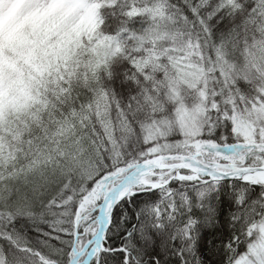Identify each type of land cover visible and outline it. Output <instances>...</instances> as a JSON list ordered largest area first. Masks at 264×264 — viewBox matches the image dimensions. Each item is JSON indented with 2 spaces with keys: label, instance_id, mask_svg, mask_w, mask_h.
I'll return each mask as SVG.
<instances>
[{
  "label": "snow or ice",
  "instance_id": "obj_1",
  "mask_svg": "<svg viewBox=\"0 0 264 264\" xmlns=\"http://www.w3.org/2000/svg\"><path fill=\"white\" fill-rule=\"evenodd\" d=\"M209 261L264 264V3L0 0V264Z\"/></svg>",
  "mask_w": 264,
  "mask_h": 264
},
{
  "label": "trees",
  "instance_id": "obj_2",
  "mask_svg": "<svg viewBox=\"0 0 264 264\" xmlns=\"http://www.w3.org/2000/svg\"><path fill=\"white\" fill-rule=\"evenodd\" d=\"M257 3L258 4L264 3V0H257ZM255 55L259 56L261 55V53L258 51ZM11 113H12V109L9 108V114L11 115ZM215 236H216V233H210L208 236L205 237L204 243H205L206 248L210 246V242L212 239L215 238ZM212 259H217V257L212 256ZM208 264H211V261H209Z\"/></svg>",
  "mask_w": 264,
  "mask_h": 264
},
{
  "label": "clouds",
  "instance_id": "obj_3",
  "mask_svg": "<svg viewBox=\"0 0 264 264\" xmlns=\"http://www.w3.org/2000/svg\"><path fill=\"white\" fill-rule=\"evenodd\" d=\"M8 7V5H5V8H7Z\"/></svg>",
  "mask_w": 264,
  "mask_h": 264
}]
</instances>
